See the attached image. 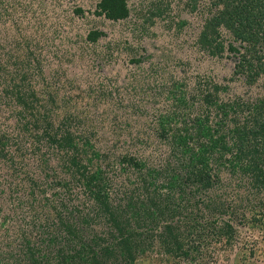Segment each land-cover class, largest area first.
I'll use <instances>...</instances> for the list:
<instances>
[{
    "label": "rangeland",
    "instance_id": "1",
    "mask_svg": "<svg viewBox=\"0 0 264 264\" xmlns=\"http://www.w3.org/2000/svg\"><path fill=\"white\" fill-rule=\"evenodd\" d=\"M100 1L0 0V264H56L58 255L83 246L87 255L70 257L72 264H95L92 250L104 246L115 249L99 257L104 264H264L263 182H245L238 167L218 171L213 161L208 170L221 180L210 189H172L192 168L175 134H194L208 115L222 116L193 98L198 88L228 85L221 101L247 103L264 98V75L250 86L233 78L237 54L212 55L200 46L210 0H130L129 16L117 21L96 12ZM93 29L103 32L95 42L88 39ZM229 36L224 31L221 39ZM20 88L35 92L32 110L14 98ZM183 94L185 106L177 109ZM229 110L221 131L234 140L231 130L249 111L237 120ZM49 120L51 133L74 134L83 164L102 165L120 227L128 228V214L135 218L129 228L144 232L133 236L131 250L121 248L110 211L79 180L78 167L61 158L66 151L50 146ZM125 155L139 165L122 161ZM150 191L164 203L172 197L176 214L171 207L159 214L149 202L157 219L138 227L136 211L148 213L141 203ZM62 221L83 236L64 239Z\"/></svg>",
    "mask_w": 264,
    "mask_h": 264
},
{
    "label": "trees",
    "instance_id": "2",
    "mask_svg": "<svg viewBox=\"0 0 264 264\" xmlns=\"http://www.w3.org/2000/svg\"><path fill=\"white\" fill-rule=\"evenodd\" d=\"M129 1L130 0H101L98 3V10L96 12L114 21L126 19L131 11ZM196 1L198 0H192L194 6ZM210 4L212 9L209 16L206 18V23L198 40L200 46L208 50L212 55H219L224 50H229L237 54L238 59L235 63L233 78H239L250 86L254 85L259 78L264 75V0H210ZM224 31L228 32L230 35L227 41L221 39ZM102 33L103 32L98 29H93L90 31L88 39L95 42ZM226 42L228 44H226ZM4 88L8 89L9 87L4 86ZM226 89H228V85L222 84H213V86L207 88V90H205V87H200L193 98L197 99V96L198 99L201 98L205 104H208L209 109L212 105L217 106V111L221 109L223 117L228 116L231 112L229 109H232L233 114H235V119L239 117L237 114L242 115L243 112L246 113L249 111L247 116H245L246 120H244L241 125L237 124V127L231 130L234 132V140L227 138V136L230 137L229 133L221 131L222 127H224V118L222 116L220 118L218 114L212 119H210L208 115L205 122L195 127L194 134H190L189 132L184 134H179V132H177V134H175V138H173L174 142L178 144L181 156L191 161L189 166L192 168L188 170L187 174H180L182 181H180L181 183L178 189L172 188L174 194L176 192L185 193V188H183L185 184L196 185L195 189L200 191L210 189L215 183H218L221 180V175L219 174L217 177H214L208 170L213 167V161L219 163L216 167L218 171H221L222 166H229V169L232 170L238 167L239 173L237 176L244 178L245 182H251L254 185H260V182L264 183V168L261 167L264 166V98L255 99V101H251L250 99L247 103L240 102L238 98L231 102H224L219 99V90ZM15 94L16 96H14V98L18 99L17 101L25 110L27 108L31 109L33 106L35 107L34 102L31 101L36 95L35 92H32L30 89H25L24 91L20 88L16 90ZM29 99L33 105L29 102ZM181 99L183 100L180 101ZM185 99L186 96L183 94L179 99L180 103H175V108L178 109L180 105L185 106V104H183ZM188 101L189 99L187 97L186 104ZM216 117L220 119L218 120ZM252 117H255V121L251 120L253 119ZM198 119L202 122V118ZM211 120H214L216 124L215 127L208 124V121ZM251 121L253 123L250 124ZM51 127L53 129L52 122L49 120L44 130L47 131L46 134L50 137L48 140L50 146H52L53 149H57V152L61 151V149L66 151L61 155V158L68 163V167H71V165H76V167H78L75 172L77 171L78 175H81L79 180L85 181L90 191L93 194L95 193L99 198V203H102L107 210L110 211L111 220L117 225L122 235V239L120 240L121 248L126 247L131 250L133 236L144 234V232H140L138 228H129L135 218L128 214L126 224L128 228L124 226L120 227L118 219L116 218L117 214L110 208L111 202L108 198L109 195L105 191V184L102 182L103 177H105V170L101 168L102 165L100 164L94 170L91 168L89 169V166L83 164L80 159L81 148L79 147L80 144L74 140V134L67 129L65 133L59 136L61 132L58 130L51 133ZM216 134H219V136L216 137ZM53 142L55 145H53ZM0 143L6 145L3 139H0ZM193 143L196 145H193ZM70 146H72L73 150L67 149V147ZM2 149V151L5 150L4 147ZM227 154L230 156L226 157L224 162L223 156ZM95 155L98 156V154H94V156ZM211 158L212 161H209ZM122 161H128L131 164H133V162L136 163L134 158L128 155L123 156ZM226 162H229V164ZM136 165L138 166L139 164L136 163ZM184 165L186 167L188 164ZM51 167L52 166H49L50 169ZM48 174L49 172L47 171L46 175ZM150 193H152V191H150ZM163 199L167 201L164 203L161 197L157 196L156 192L154 193L153 191L149 199L143 200L144 202L141 203L144 204L142 209L144 213L148 210V213L140 216L138 211H136L137 218L135 225L137 222V226L140 227L141 221L144 220H150L148 222V225H150L157 219L153 218L156 213L152 210V204L149 202L157 205L159 214L165 213V207H171V213L175 215L176 210L173 209V207L175 204L178 205L176 201H174L172 197H164ZM167 202L168 204H166ZM150 213L152 216L148 218ZM142 216H144V219ZM83 220L86 221L87 219L84 218ZM65 222L66 221H62L64 227L62 228V232H64L65 235L62 237L64 239H69V241L72 242L76 240V238L83 236L80 231L75 229L72 223ZM169 226L167 225L165 228L168 229ZM56 236L58 235H53L54 238ZM163 238L164 242H166L167 238H165V233H163ZM73 247L74 246L71 248L74 249ZM60 249L58 250L60 251ZM114 250L110 249L109 246L102 247L101 251L92 250V257L95 258V264H104L99 261V257L101 255H109V253H113ZM86 255L87 251L83 246L81 249H77L74 254L68 252L58 255L59 258L60 256L63 258H60L56 264H72L77 262V260L71 261L69 260L70 257H75V259L79 258L81 260V258H84ZM131 258L134 261V257L131 256Z\"/></svg>",
    "mask_w": 264,
    "mask_h": 264
}]
</instances>
